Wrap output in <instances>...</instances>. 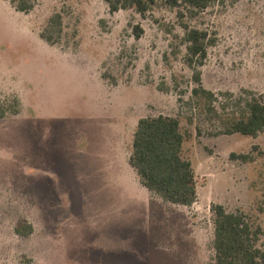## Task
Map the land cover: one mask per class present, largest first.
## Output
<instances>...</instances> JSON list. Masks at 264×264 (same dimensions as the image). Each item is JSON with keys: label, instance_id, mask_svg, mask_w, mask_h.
I'll return each instance as SVG.
<instances>
[{"label": "rangeland", "instance_id": "rangeland-1", "mask_svg": "<svg viewBox=\"0 0 264 264\" xmlns=\"http://www.w3.org/2000/svg\"><path fill=\"white\" fill-rule=\"evenodd\" d=\"M181 9L0 0V264H215L218 205L264 250V133L231 131L264 98V0ZM184 25L208 34L202 66ZM160 115L181 122L190 206L130 164L139 120Z\"/></svg>", "mask_w": 264, "mask_h": 264}, {"label": "trees", "instance_id": "trees-1", "mask_svg": "<svg viewBox=\"0 0 264 264\" xmlns=\"http://www.w3.org/2000/svg\"><path fill=\"white\" fill-rule=\"evenodd\" d=\"M111 12L135 8L140 14L154 4L156 0H104ZM172 7H183L179 11H189L194 16L212 3L219 0H162ZM15 4L16 0H11ZM17 10L27 12L31 6L27 3L16 5ZM188 42V60L190 66L204 64L208 55V34L184 25ZM142 31L137 32L140 36ZM42 37L51 42L45 34ZM198 83L201 74L195 72ZM195 92L197 90L195 89ZM248 117L232 125V132L256 137L264 133V98H253L247 103ZM185 138L181 122L176 117L160 115L144 117L138 122L133 141V153L130 164L140 178L141 184L155 192L164 200L190 206L196 202L198 193L195 172L190 161L183 156ZM215 264H264V250L258 246L261 230L254 229L244 216L228 212L222 205L215 209ZM32 231V227H29ZM16 231L22 234L21 227Z\"/></svg>", "mask_w": 264, "mask_h": 264}]
</instances>
